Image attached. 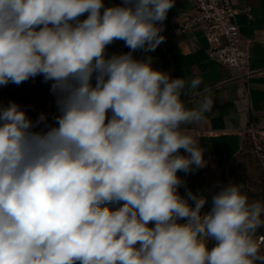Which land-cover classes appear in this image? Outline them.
I'll return each instance as SVG.
<instances>
[{"label": "clouds", "instance_id": "1", "mask_svg": "<svg viewBox=\"0 0 264 264\" xmlns=\"http://www.w3.org/2000/svg\"><path fill=\"white\" fill-rule=\"evenodd\" d=\"M174 3L0 0V85L42 75L59 111L50 124L0 107V264H264V202L230 182L204 212L177 174L206 164L181 127L214 106L182 99L201 78L133 55L165 41ZM118 40L130 51L106 55Z\"/></svg>", "mask_w": 264, "mask_h": 264}, {"label": "crops", "instance_id": "2", "mask_svg": "<svg viewBox=\"0 0 264 264\" xmlns=\"http://www.w3.org/2000/svg\"><path fill=\"white\" fill-rule=\"evenodd\" d=\"M234 6H249L251 18L243 12L236 15L241 34V45L247 49L249 65L255 71L243 82L237 77V70L210 60L207 55L208 43L198 28L180 33L170 32L178 23L180 8L190 9L188 2L174 5L162 24L160 33L166 39L155 51L134 52L136 59L152 58V67L170 74L172 78L186 80L199 77L202 83L198 89L182 96L186 107L199 105L202 95L210 96L214 106L205 119L199 123L182 125L204 148L205 166L191 173L178 172L186 181L187 188L208 197L204 208L211 205V197L219 191L222 172L228 161L236 156L250 142L246 133L249 125L254 126L264 147V0H230ZM122 0H104L105 6L120 4ZM86 17H81L84 19ZM130 51L124 41H115L107 46L106 55ZM95 83V81H93ZM200 93V94H197ZM110 115V113H109ZM180 152L184 153L181 149ZM185 193V188L179 189ZM183 222V221H181Z\"/></svg>", "mask_w": 264, "mask_h": 264}, {"label": "built area", "instance_id": "3", "mask_svg": "<svg viewBox=\"0 0 264 264\" xmlns=\"http://www.w3.org/2000/svg\"><path fill=\"white\" fill-rule=\"evenodd\" d=\"M182 2H188L191 5L190 9H179L177 13L179 21L171 26L170 32L177 30L184 33L198 28L208 43V58L236 69L237 77L244 85L246 79L255 71L249 65L247 49L241 45L242 38L235 18L239 12L251 18L249 6L239 8L230 0H175L174 5ZM246 133L250 137L253 151L264 155V147L257 129L249 125ZM210 209L211 205L203 211L208 212ZM256 240L264 245V234L256 235Z\"/></svg>", "mask_w": 264, "mask_h": 264}, {"label": "rangeland", "instance_id": "4", "mask_svg": "<svg viewBox=\"0 0 264 264\" xmlns=\"http://www.w3.org/2000/svg\"><path fill=\"white\" fill-rule=\"evenodd\" d=\"M27 90L25 95L16 103L21 106L27 115L35 121L41 113H44L47 122L54 124V117L59 115L56 96L51 91L52 81L49 89H43L36 84L35 77L28 79L26 82ZM9 99L5 95L4 85H0V107L7 106ZM15 102V101H14ZM43 128V124L39 125L36 130ZM242 183L243 191L247 193L250 200H259L264 202V155L257 154L253 151L252 143L249 142L245 148L236 156L232 157L222 172V183ZM123 202L109 204L113 210L121 206ZM264 234V228L257 231L256 235ZM256 235L254 239H256ZM214 241L209 240V248L214 245ZM262 250L264 245L261 244Z\"/></svg>", "mask_w": 264, "mask_h": 264}, {"label": "trees", "instance_id": "5", "mask_svg": "<svg viewBox=\"0 0 264 264\" xmlns=\"http://www.w3.org/2000/svg\"><path fill=\"white\" fill-rule=\"evenodd\" d=\"M35 79H36V84L40 85L43 89H49L51 81L45 82L42 75H37ZM27 81L28 80L22 82L19 85H16L11 82L7 85H4L6 97L8 96L9 99L15 102L19 101L25 95V92L27 90V84H26Z\"/></svg>", "mask_w": 264, "mask_h": 264}, {"label": "water", "instance_id": "6", "mask_svg": "<svg viewBox=\"0 0 264 264\" xmlns=\"http://www.w3.org/2000/svg\"><path fill=\"white\" fill-rule=\"evenodd\" d=\"M87 16V14H85L83 17H86ZM183 194H185V193H183Z\"/></svg>", "mask_w": 264, "mask_h": 264}]
</instances>
